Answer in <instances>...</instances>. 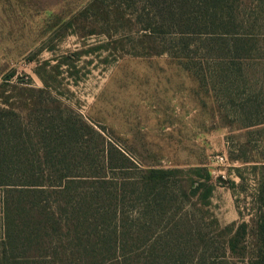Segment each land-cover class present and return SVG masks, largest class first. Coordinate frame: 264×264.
<instances>
[{"label":"rangeland","instance_id":"rangeland-1","mask_svg":"<svg viewBox=\"0 0 264 264\" xmlns=\"http://www.w3.org/2000/svg\"><path fill=\"white\" fill-rule=\"evenodd\" d=\"M181 1L188 33L170 16ZM234 3L213 25L199 0H0V106L28 125L38 102L60 103L142 168L207 167L210 206L186 189L185 211L229 234L256 216L264 164V124L239 126L264 117V0Z\"/></svg>","mask_w":264,"mask_h":264},{"label":"trees","instance_id":"trees-1","mask_svg":"<svg viewBox=\"0 0 264 264\" xmlns=\"http://www.w3.org/2000/svg\"><path fill=\"white\" fill-rule=\"evenodd\" d=\"M184 2L170 16L188 33L198 18ZM199 2L213 25L234 16V0ZM239 124L260 126L264 117ZM92 139L101 153L91 152ZM259 171L256 216L229 234L212 219L209 232V219L188 215L183 201L188 189L210 206L207 167L142 168L60 103L38 102L28 125L0 106V264H229L241 248H250L249 264H264V164Z\"/></svg>","mask_w":264,"mask_h":264},{"label":"built area","instance_id":"built-area-1","mask_svg":"<svg viewBox=\"0 0 264 264\" xmlns=\"http://www.w3.org/2000/svg\"><path fill=\"white\" fill-rule=\"evenodd\" d=\"M217 161H219V162H223V161H224V157H223V156H218V157H217Z\"/></svg>","mask_w":264,"mask_h":264}]
</instances>
